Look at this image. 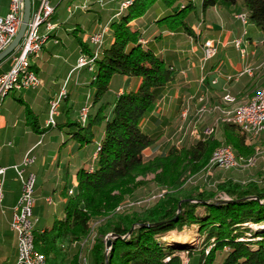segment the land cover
Instances as JSON below:
<instances>
[{
	"label": "trees",
	"instance_id": "trees-1",
	"mask_svg": "<svg viewBox=\"0 0 264 264\" xmlns=\"http://www.w3.org/2000/svg\"><path fill=\"white\" fill-rule=\"evenodd\" d=\"M156 1L165 7L156 20L161 30L195 37L192 22L209 8L222 7L231 13L240 9L251 28L262 33L264 43V0L130 1L110 23L112 40L101 47L90 71L93 104L103 98L114 74L136 77L139 82L134 88L116 93L112 102L100 103L84 123H68L76 128L72 135L86 143L93 141L101 125L103 134L95 147L94 163L77 171L75 192L67 198L62 218L54 219L49 227L34 230L35 250L44 255L46 264H81L74 256L68 261L69 255L61 244L86 235L91 220L98 221L99 235H112L107 264H180L175 254L179 247L159 243L156 235L192 223L205 234L198 264H264V183L242 184L227 178L214 191L203 189L194 196L183 194L186 173L209 160L220 143L218 139L211 136L180 147L170 145L165 152L147 158L143 154L160 137L158 132L145 131L142 122L172 81L174 65L170 51L165 56L156 54L138 41L141 31L131 28L129 23L143 16ZM79 45L82 51L92 54L88 43L79 41ZM106 104L111 105L109 115L104 112ZM26 114L37 129L35 115L31 110ZM222 130L223 141L232 146L236 157L253 153L239 126L226 122ZM149 173L154 174L153 182L166 189L163 195L142 212H114L127 194L145 183L136 180V176ZM219 193L228 200L221 201ZM200 207L203 214L198 213ZM100 248L97 245L92 249L95 264Z\"/></svg>",
	"mask_w": 264,
	"mask_h": 264
},
{
	"label": "crops",
	"instance_id": "crops-1",
	"mask_svg": "<svg viewBox=\"0 0 264 264\" xmlns=\"http://www.w3.org/2000/svg\"><path fill=\"white\" fill-rule=\"evenodd\" d=\"M99 1L49 0L54 6V12L51 16L54 29L51 37L58 39V42L48 41L40 57L35 60L40 85L36 89L10 92L0 103V165L6 167L3 198L0 202V248L3 250L7 246H11L9 249L11 251L9 264H14L16 259V236L10 229L12 206L16 203L21 191V182L12 166L20 163L28 151L35 157L34 162L26 168L25 172H32L35 175L33 214L37 218L36 224H39L40 218L37 214L39 197L41 195H45V198L52 197L51 203L45 202L55 207L53 220L61 218L67 200L65 193L77 184V171L81 167H88L94 163L93 153L103 134L102 125L98 129L99 139L97 140L94 137L92 142L86 143L73 136L72 132L76 128L67 124L69 120L77 121L80 108L85 104L87 96L90 100L93 97L92 89L87 92H84L83 89V87L90 86V81H87V79L80 81V75L78 78L73 79L74 72L85 68L71 71L75 67L74 64L62 76L61 81L58 80L57 76L52 78L47 75L45 70L54 57L59 58L65 55L66 59L74 52L78 53V57L80 52L79 39L83 40L87 34L99 31L102 25L118 18V0H103V4ZM31 2L32 13L36 11L40 0H31ZM157 2L143 16L129 23L131 28L141 31L142 37L148 40L147 46L156 54L165 56L170 51L174 65L172 81L167 85L164 94L149 116L142 122V128L145 131L158 132L160 137L154 145L143 151L145 157L163 153L168 149L170 143L164 144L166 137L174 132V129L180 124V111L186 107L189 110L187 127L182 136L178 135V137L181 136L182 143L197 140L196 137L191 135V131L195 128L200 130L201 124L214 126L215 133H217L214 137L222 142L223 125L219 121L221 118L219 111L213 110L211 113L198 116L196 111L199 101L197 98L202 96L208 104L217 106L225 105L222 98L230 94L235 102L226 107L234 108L240 103L249 101V98L264 84V43L260 31L249 28L246 34L243 35L244 27L242 30H240L241 28L235 30L225 16L236 17L229 10L222 7H212V11L218 15L221 24L218 29H214V24L205 12L204 24L201 26L199 24V30L192 22L195 37L182 32L173 33L161 30L156 24V20L164 13L165 7ZM8 4L9 0H0V15L7 13ZM153 6H157L155 10L152 9ZM111 33V31L106 33L105 42L107 44L112 40ZM237 37L243 38L244 55L232 44V40ZM206 39L217 41L219 45L215 57L206 63L204 85H200L198 80L202 73V43ZM68 46H71L69 52ZM35 57H38V55ZM5 62L7 60L0 63V68ZM245 69H248L249 72L239 74ZM228 76H232V78L228 79ZM49 77L51 80L47 81L46 79ZM120 77L122 81L117 86L115 93L134 88L139 82L136 77L125 75ZM215 77H217V81L212 83ZM66 79L68 81H65ZM111 82L110 84H112ZM64 84L66 95L60 102L56 124L54 126L47 125L49 103L59 93ZM81 95L84 98L78 100ZM72 101L74 103L79 101L81 104L78 109L70 114V108L73 105L71 107L69 103ZM100 103H102V99L96 104V108ZM93 106L90 108V114L96 111L95 109L91 112ZM27 110H31L35 115L37 129L30 124L26 114ZM110 110L111 105L107 110V115H109ZM196 116H198V120L201 119L200 123L199 121L196 122ZM261 134L258 138L260 140L254 139L257 144H264V132ZM202 135L204 136L203 130L201 133H197L198 138ZM245 142L248 144L246 138ZM160 146H162L161 149H159ZM258 148L259 146L255 145V149ZM69 181L70 185H68ZM48 185L51 186L54 194L59 195V204H56L53 195L44 193L46 189H49L47 188ZM58 205H61V213L57 216ZM51 222H46L39 228L35 227V229L42 230L49 227Z\"/></svg>",
	"mask_w": 264,
	"mask_h": 264
},
{
	"label": "rangeland",
	"instance_id": "rangeland-1",
	"mask_svg": "<svg viewBox=\"0 0 264 264\" xmlns=\"http://www.w3.org/2000/svg\"><path fill=\"white\" fill-rule=\"evenodd\" d=\"M76 1H78V0H76ZM130 1H132V0H118V9H119L118 14L122 10L126 9L128 7V5H130V3H131ZM198 1L199 0H196V3H198ZM99 2L103 4V0H100ZM157 3H159L160 5H163L160 1H158ZM50 5L52 7V13L49 15V17L47 18L46 22L43 25H39V26H41L40 30L43 32V35L41 36V38L44 40V41H42V43L40 45V48H39L40 50L36 53L32 52V54L27 53L28 55L26 57V64L29 67V68L27 67V69L30 71L32 70V72L35 71L34 73H36V74H37V72H36V67H35V60H37L40 57L41 52H42L45 44L50 40H53L54 42H58V39H54L53 37H51L52 30L54 29V24L51 21V16L54 12V6L51 3H50ZM156 7L157 6H153L152 9L155 10ZM225 10H227V9H225ZM239 12H241V15L245 14L244 12H242V10L239 9L233 13L234 16L238 17ZM206 13H207L208 17L211 19V22L214 24L213 25L214 29L220 28L221 24H220L218 15L212 11V8H209L206 11ZM225 18L227 20H229V22L232 24V27H234L235 30H238L240 28H241L240 30H242V28L244 27L243 32H246L247 29L251 28V26L248 23L243 24L242 19L240 22V20H238L237 18H234L233 16H230V15H228V17L225 16ZM197 20H199V22H200V20L203 22H201V24H200ZM204 20H205L204 16H202V15L197 16L196 20L194 21V23L197 27V30H199L200 26L204 24ZM111 22H108V23H105L104 25H102V27L100 28L99 31H95V32L87 34L83 40L79 39V41H82L84 43L89 44V46L92 48V54L91 55H88L87 53L82 51V48L79 45L80 46V52H79L78 57H77L78 53L74 52L71 55L67 56L66 59H65V55L63 57H59V58H55V57L52 58L51 62L49 63L48 68H46V70H45L46 74L52 78L54 76H57L58 80L61 81L63 78L62 76H64V74L67 72V70L75 64V67L71 71H73L75 69H82V68H85V69L78 70V71L74 72L73 79L78 78L80 75V81H83L84 79H87V81H89L91 78V75H92V72H90V71L92 70L94 60L98 56V54L100 53L99 51L101 50V47L104 45V43H106L105 42L106 41V39H105L106 33H110V31H111L110 27H109ZM247 22H248V20H247ZM49 24L51 25V28L46 29L45 26L49 25ZM199 24H200V26H199ZM192 30L195 33V30L193 29V27H192ZM101 32H103L101 42H95L94 33H101ZM243 35H244V33H243ZM206 40H208V39H206ZM138 41L142 44H147V42H148V40L144 37H140ZM242 41H243V38L241 37V42L239 44L238 49H239L240 53L242 55H244L245 50H244V47L242 46ZM203 43H202V46H203ZM70 47L71 46H68V52L70 50ZM241 49H243L242 50V52L244 51L243 53L241 52ZM37 55H38V57H35ZM80 55H83L86 57L87 63L84 66L78 67L77 64H78V60L80 59ZM8 57L5 59V60H7V62H5V64L1 65L0 73L9 70V68L11 66V60ZM76 57H77V59H76ZM121 75L122 74H117V75L114 74L113 75V77L110 80V81H112L111 82L112 84H109V88H108L107 92L105 93V95L103 96L102 102H112L114 100L115 95H116L115 90H116L117 86L119 84H121L120 81H122V78L120 77ZM37 76H38V74H37ZM50 77L46 80L50 81L51 80ZM16 79H17L16 81H20L19 78H16ZM65 81H68V79H66ZM20 83L21 82H19V86L21 85ZM262 86H264V84ZM63 87H62L63 91H62V93H60V100H62V98L66 95L65 84L63 85ZM83 89H84V92H87L90 89H92V91L94 92V89L92 88V86H86L85 88L83 87ZM11 91L12 90L10 88L9 91H7L5 94L6 95H7V93L9 94V92H11ZM20 91L21 90L13 91V92H20ZM6 95H4L3 97H5ZM225 95H227V94H225ZM228 95H230V94H228ZM201 97L199 98V100L201 99ZM83 98H84L83 95H81L78 98V100H82ZM250 98H249V100H250ZM92 99H93V97L90 100L89 96H87L86 102L84 104L85 105V112H87V113H85V115H82L81 118H80V114H79L77 121L69 120L68 123L69 122L84 123V121L88 119V114L90 112L91 105H94L91 109V112H93L96 109L97 103L93 104ZM1 100H3V98ZM76 100H77V98H76ZM201 100H206V99L204 97H202ZM52 102H54V99H52L50 101V103H52ZM75 102L76 103H74V101H72L69 103V105H71V107L73 105V107L70 108V114L72 113V111H75V109H78L80 104H81L79 101H75ZM223 102L225 103V105H217V106L212 105L211 108L205 109L203 111H201V109H200V110H198L197 115L203 116L206 113H211L213 110H217L220 113V116H221L220 119H222V120H219V118H218V120L222 123V125H224L226 123V121L223 120V117L230 116V115H232V113L230 115L229 114L226 115V114L222 113V109H226V110H229L232 112L236 109V107H238L239 105H243V104L247 103L248 101L240 103V104L236 105L234 108H228L226 106L234 103L235 101L231 102V103H226L225 101H223ZM50 103H49V106H50ZM108 108H109V104H106V107L104 109L105 113H107ZM185 110H187V116L184 117L185 118L184 119L181 116V113ZM188 115H189V110L187 107L183 108L180 111L181 122H180V124L177 125V127L183 126V128L180 131L179 128L176 127L174 129V132H172L171 134H169L166 137L164 144L170 143V145H174L176 147H180L183 144H185V143H182L181 136L183 135V132L185 131V129L187 127L186 125L188 122L187 121ZM198 116H196V118H197L196 122L199 121V123H200L201 119L198 120ZM205 126H210V129H209L210 131L208 133H205L203 130L204 136L202 135V136H200V138H198L197 133H199V132L201 133L202 132L201 129ZM211 126L212 125L201 124L200 130L195 128L191 131V133L194 137H196L197 140L205 139L207 137L217 135V133H215V127L213 126L214 127L213 128ZM240 132L246 136L245 138H246V141H248L247 142L248 145L253 147V153L249 156H246V157H236L235 152H234V150L230 144L225 143L223 141L220 142L218 145H216L214 147V149H213V151L209 157V160L207 162L197 166V168L194 171H188L186 173V176L184 177V180H183L184 181V183H183L184 184L183 194L189 195V196H194L197 192H200L203 189H206V191H214L216 189V185L219 182H221L227 178H232L233 180L238 181L242 184L245 182H248V181H259L261 183H264V170H263L264 169V144L263 143L257 144L256 142H254V139L257 140L262 135L261 133L264 131H262L258 135H254V136L249 135L243 131H240ZM175 133H180V134L176 135ZM170 135H171V142H168L167 138ZM178 135H181V136L178 137ZM99 136H100V133L98 132L97 135L95 136L97 140L99 139ZM197 140H195V141H197ZM258 140H260V139H258ZM194 142H190V143H194ZM187 143H189V142H187ZM255 145L259 146V148L257 150L255 149ZM223 146H227V147L231 148L232 151L234 152L235 158H237L236 159L237 163L233 167H229V168L219 167V166H215L216 164L210 162L211 156L214 153V151L220 147H223ZM161 148H162V146L159 147V149H161ZM95 151H96V148H95ZM95 151L93 153V159L95 156ZM154 155H157V154H154ZM148 157H150V156H148ZM153 178H154L153 173H149L144 177H142L140 175L136 176V178H135L136 180L145 181V183L138 185L135 188V191L133 193L127 194L123 198L124 201L115 208L114 212H117V213L131 212V211L142 212L143 209L150 207L152 205V203L154 201H156L158 198H160L166 190L165 188L160 187L157 183L153 182ZM68 185H70V181H69ZM47 188H49V189H46V191H44V193H46L47 195L48 194L53 195L54 201L56 202V204H59V195L54 194V192H52L50 185H48ZM75 188H76V185L74 187L70 188L69 190H67V192L65 193V196L67 198L69 196H72L75 192ZM217 195L219 198H227L222 193H219ZM51 199H52V197H49V198L46 197V200H51ZM51 202H52V200L50 201V203ZM57 208L56 209H57L58 213L56 215L58 216L61 213V205H58ZM54 209H55V207L53 205H48L45 202V195H41L39 197V207H38V213H37L39 218H40V223L36 224L35 227L39 228L41 225H44L46 222H51L53 220V218L55 217ZM203 212H204V209L202 207L198 208L199 214H203ZM97 222L98 221H95V220L90 221L89 230H88L86 235L80 237L77 240L75 239V240L69 241L68 243L64 242L63 244H61V248L63 249V251H65L69 255L68 259H67L68 261L70 260L71 256H74V257H76L78 262H80L81 264H95L93 256L91 255L92 249L95 246L99 245L101 248L99 250L100 257H99L98 264H104V262L107 264L106 256H107V253L110 249V246L107 248L105 244H106V240L112 236L110 233H106L105 235H99L96 232ZM251 226L253 228L257 227V225H254V224H251ZM183 237H184L185 241L182 240ZM204 237H205V234H203L202 231L200 230L199 226L197 224H194V223L184 225L180 229L175 228V229L170 230L164 234H157L156 235L157 241H159V243H161L163 245H175V246L179 247L175 254H177L179 256L180 264H198L199 251L203 247L204 242H205ZM101 241H102V245H101ZM10 248H11V246H7V248H5L3 250L0 248V264H9V259L11 258V251L9 250ZM208 250H209V248L205 249V252H204L205 255L208 254ZM6 258H8V259H6ZM169 258L170 257L168 256L164 260L168 261Z\"/></svg>",
	"mask_w": 264,
	"mask_h": 264
},
{
	"label": "built area",
	"instance_id": "built-area-1",
	"mask_svg": "<svg viewBox=\"0 0 264 264\" xmlns=\"http://www.w3.org/2000/svg\"><path fill=\"white\" fill-rule=\"evenodd\" d=\"M49 0H40L38 8L35 12H32L27 24L25 33L19 42L18 46L14 49L11 55L8 57L11 60V66L9 70L0 73V89L3 86H10L12 91H19L25 89H35L40 85V78L34 73L33 78L29 82H23L20 87H13V75L14 73L22 72V53H25L26 49L36 47L38 44V39L43 35L40 30L41 26L36 25V18L40 17L43 12L49 7ZM127 5V4H126ZM23 16V0H9L8 11L5 15H0V52L12 41L16 35L19 26L22 21ZM237 19L241 22V12L238 13ZM46 29H50L51 25H46ZM101 33H94L95 42H101ZM241 42V37H237L232 40V44L238 49ZM219 42L212 39H208L203 43L202 55H201V76L199 77L200 85H204L205 79V67L207 61L212 59L218 50ZM87 63L85 56H80L77 66H84ZM249 72L248 69L239 72ZM238 74V75H239ZM232 76H228L231 79ZM217 77L214 78L216 83ZM64 88V87H63ZM63 88L59 91L57 95L54 96V102L50 103L47 117V125L54 126L56 124V117L59 114L60 105V93H62ZM198 110L201 108H211L212 105L208 104L206 100H199ZM85 105H83L79 111L80 118L85 115ZM254 117H261L264 125V92L258 97L254 104L244 105L241 112H238L236 116H228L232 122H245V126H249L250 121ZM221 120V119H220ZM181 131L183 126H178ZM210 126H205L201 130H209ZM192 135V133H191ZM168 142H171V135L167 138ZM1 152V145H0ZM35 157L28 151L20 163L13 165V169L19 178L21 185L24 186V193L22 199H17L16 203L12 206V217L10 220V229L15 233L16 236V259L14 264H30L26 255L22 253V238L26 234V229L29 227H35L37 218L33 214V207L35 204V175L32 172H25L26 168L33 163ZM225 165H236L235 162H231L229 159V153L224 155H218L216 166L223 167ZM6 167L0 165V202L3 198V182L5 176ZM45 201L47 202L46 198Z\"/></svg>",
	"mask_w": 264,
	"mask_h": 264
},
{
	"label": "bare ground",
	"instance_id": "bare-ground-1",
	"mask_svg": "<svg viewBox=\"0 0 264 264\" xmlns=\"http://www.w3.org/2000/svg\"><path fill=\"white\" fill-rule=\"evenodd\" d=\"M51 13H52V7L49 4V7L47 8V10L45 12H43V14L40 17L36 18V25L37 26L43 25L46 22L47 18L49 17V15ZM241 19H242L243 24H247L248 23L247 22L248 19H247V16L245 14L241 15ZM244 34H246V32H244ZM42 41H44V40L40 36L39 39H38V44H36V47L26 49L25 53H22V72L21 73H14V75H13V87H20L23 84V82H29L33 78V75H34L35 71L32 72V70L30 71V70L27 69L28 66L26 64V57L28 55L27 53H29V54L31 53L32 54V52H34V53L38 52L40 50L39 48H40V45H41ZM16 78H19L20 81H16L17 80ZM213 81H212V83H215ZM19 82H21L20 86H19ZM10 88H11L10 86H3L0 89V101L1 102H2L1 99L4 98L3 96L6 95L5 93L7 91H9ZM11 92H13V91H11ZM263 92H264V86H262L250 98V100L247 103H245L243 105H239L232 112L229 111V110H226V109H222V113H224L226 115H228V114L230 115L232 113V115H230V116H236V114H238V112H241L243 110L244 105L254 104L257 101L258 97L263 94ZM201 99H202V97H201ZM223 101H225L226 103H231V102H234L235 100H234L233 97L227 95V96H225L223 98ZM205 109H208V108H201V111H203ZM181 116L183 118L186 117L187 116V110L183 111L181 113ZM223 120L226 121V122H231V123L239 126L241 129H243L249 135H253V136L254 135H258L262 131H264L263 120L261 119V117H254V119L250 121V130H249V126H245V122H232V120L230 118H228V116L223 117ZM209 131L210 130H207V131L204 130L205 133H208ZM228 153H229L230 161L237 163L236 162L237 158H235L234 152L232 151L231 148H229L227 146H223V147H220V148L216 149L214 151V153L212 154V156H211L210 162L216 164L217 163V159H218V155H224V154H228ZM233 166L234 165H225L223 167L229 168V167H233ZM23 193H24V186L21 185V191H20V195H19L18 199H22ZM50 201L51 200H47V203H50ZM34 230H35L34 227H29L28 229H26V234H24V238H22V253L24 255H26V258H28V260L30 261V264H46V260H45L44 255L38 253L35 250V247H34ZM182 240L185 241L184 237L182 238Z\"/></svg>",
	"mask_w": 264,
	"mask_h": 264
},
{
	"label": "water",
	"instance_id": "water-1",
	"mask_svg": "<svg viewBox=\"0 0 264 264\" xmlns=\"http://www.w3.org/2000/svg\"><path fill=\"white\" fill-rule=\"evenodd\" d=\"M31 8H32V2L31 0H23V16H22V21L21 24L19 26V29L16 33V35L14 36V38L12 39V41L0 52V63L5 60L13 51L14 49L18 46L20 40L22 39L27 24L29 22V18L31 15ZM228 198H221V201H227ZM179 205H178V210H179ZM158 224V223H155ZM149 225V224H146ZM262 227V226H261ZM112 236V235H111ZM111 244V239L108 238L106 240V247L108 248Z\"/></svg>",
	"mask_w": 264,
	"mask_h": 264
}]
</instances>
